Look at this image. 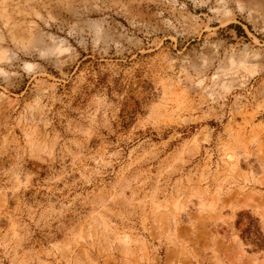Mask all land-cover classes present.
I'll use <instances>...</instances> for the list:
<instances>
[{
  "label": "rangeland",
  "instance_id": "1",
  "mask_svg": "<svg viewBox=\"0 0 264 264\" xmlns=\"http://www.w3.org/2000/svg\"><path fill=\"white\" fill-rule=\"evenodd\" d=\"M0 264H264V0H0Z\"/></svg>",
  "mask_w": 264,
  "mask_h": 264
}]
</instances>
